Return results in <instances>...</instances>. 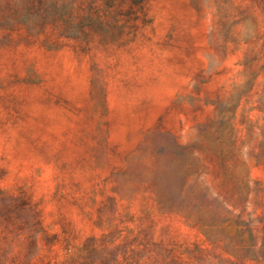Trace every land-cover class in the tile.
Masks as SVG:
<instances>
[{"label": "rangeland", "instance_id": "374dc122", "mask_svg": "<svg viewBox=\"0 0 264 264\" xmlns=\"http://www.w3.org/2000/svg\"><path fill=\"white\" fill-rule=\"evenodd\" d=\"M0 264H264V0H0Z\"/></svg>", "mask_w": 264, "mask_h": 264}]
</instances>
